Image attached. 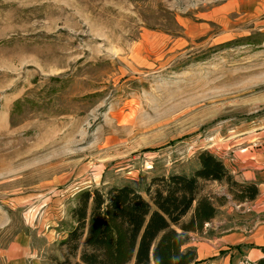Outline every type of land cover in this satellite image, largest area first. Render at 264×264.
<instances>
[{"label": "rangeland", "instance_id": "obj_1", "mask_svg": "<svg viewBox=\"0 0 264 264\" xmlns=\"http://www.w3.org/2000/svg\"><path fill=\"white\" fill-rule=\"evenodd\" d=\"M262 131L264 0H0V249L68 229L84 189L147 198L153 177L190 175L199 152L245 148L248 162ZM230 189L201 182L216 216L183 249L252 226V200ZM81 248L47 256L79 264ZM218 249L198 264H220Z\"/></svg>", "mask_w": 264, "mask_h": 264}, {"label": "trees", "instance_id": "obj_2", "mask_svg": "<svg viewBox=\"0 0 264 264\" xmlns=\"http://www.w3.org/2000/svg\"><path fill=\"white\" fill-rule=\"evenodd\" d=\"M197 160L190 175L153 177L147 198L129 184L80 191L71 210L73 226L59 246L76 258L82 243L79 264H198L195 249L183 248L189 234H200L216 216L211 198L199 194L201 182H226L240 202L254 200L258 189L237 182L208 151ZM248 264H264V257Z\"/></svg>", "mask_w": 264, "mask_h": 264}, {"label": "crops", "instance_id": "obj_3", "mask_svg": "<svg viewBox=\"0 0 264 264\" xmlns=\"http://www.w3.org/2000/svg\"><path fill=\"white\" fill-rule=\"evenodd\" d=\"M256 135H258L256 139L262 140L264 143V131ZM248 148L252 149L250 146ZM246 151L244 148L239 152H233L235 160H224L222 156L219 158L237 182L254 183L257 186L258 195L250 202L252 206H249L251 211L255 212L252 226H236L233 229L222 231L219 237L208 239L207 242L210 244L193 245L195 248H191L196 251L197 261L202 260L201 257L204 255L205 249L214 250L216 248H219V252L228 251L220 264H231V262L232 264H248L264 257V145L260 144L259 148L252 149L253 157L248 162L241 161L235 156L236 153H245ZM222 154L227 155V153ZM240 206H245V204L235 207L239 208ZM212 220L206 226L211 224ZM72 226L68 229L60 228V230L38 229L35 233L28 235L23 232L7 247L0 249V264H51L47 256L49 247L56 243L59 245L67 237Z\"/></svg>", "mask_w": 264, "mask_h": 264}]
</instances>
